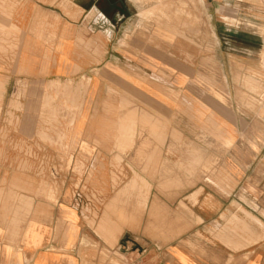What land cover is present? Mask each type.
Here are the masks:
<instances>
[{"label":"crops","instance_id":"crops-1","mask_svg":"<svg viewBox=\"0 0 264 264\" xmlns=\"http://www.w3.org/2000/svg\"><path fill=\"white\" fill-rule=\"evenodd\" d=\"M163 3L0 0V264H264V28Z\"/></svg>","mask_w":264,"mask_h":264},{"label":"rangeland","instance_id":"rangeland-1","mask_svg":"<svg viewBox=\"0 0 264 264\" xmlns=\"http://www.w3.org/2000/svg\"><path fill=\"white\" fill-rule=\"evenodd\" d=\"M141 1V0H137ZM149 8L155 7V4H148ZM161 6V5H160ZM162 8L165 11H174L180 14L181 17H202L203 13L212 14L213 16L220 12H235L238 9L246 11L247 13H256L259 16L260 27L264 28V0H164ZM215 17V16H214ZM187 19V18H186ZM184 19V23H195L198 26V23L203 22L202 19L191 20ZM219 21L214 20L213 26H219ZM264 43V35L261 36V44ZM261 78L264 80V52L261 53ZM255 138V136H254ZM257 142V143H256ZM252 143L251 139L247 137V134L244 135V150L243 155L247 156L251 154L253 156H258L256 162L250 169V171L258 172L259 179L254 180L255 185L253 186L252 195L254 196L253 207L257 210L259 222L263 226L264 218V91L260 93V123H259V139L253 141V148H248L246 145ZM118 167V166H117ZM122 170V167H119ZM53 173H56V170H53ZM122 181H117L120 184ZM117 184V185H118Z\"/></svg>","mask_w":264,"mask_h":264},{"label":"bare ground","instance_id":"bare-ground-1","mask_svg":"<svg viewBox=\"0 0 264 264\" xmlns=\"http://www.w3.org/2000/svg\"><path fill=\"white\" fill-rule=\"evenodd\" d=\"M167 12V11H166Z\"/></svg>","mask_w":264,"mask_h":264}]
</instances>
